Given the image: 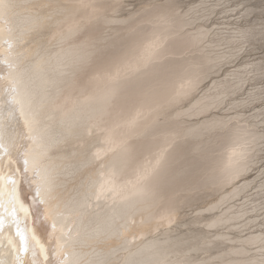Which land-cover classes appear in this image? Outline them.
Here are the masks:
<instances>
[{
	"label": "snow or ice",
	"instance_id": "snow-or-ice-1",
	"mask_svg": "<svg viewBox=\"0 0 264 264\" xmlns=\"http://www.w3.org/2000/svg\"><path fill=\"white\" fill-rule=\"evenodd\" d=\"M131 2L0 0L8 48L39 45L0 60V264H264V229L229 236L264 225L254 32L222 23L217 0L113 11Z\"/></svg>",
	"mask_w": 264,
	"mask_h": 264
},
{
	"label": "bare ground",
	"instance_id": "bare-ground-1",
	"mask_svg": "<svg viewBox=\"0 0 264 264\" xmlns=\"http://www.w3.org/2000/svg\"><path fill=\"white\" fill-rule=\"evenodd\" d=\"M223 1L224 0H217L218 3H222ZM112 2L115 3V4H121L122 0H112ZM119 10H120V8L117 7L113 11L117 13ZM232 10L234 11V9H232ZM216 11H217V9H216ZM227 11H228L227 9H224L223 11H221V10L217 11V12H220V15H222V16L224 15L223 17L221 16L222 17L221 19H223V20H221L222 23H226V24H228L230 26L234 25L237 28H239L240 30H248V31L253 32V28H252L253 26L252 27L251 26L250 27H246V26H243V25L240 24L241 20L239 21V17L241 19V15L240 16H238V15L236 16V14H227ZM0 27H3V26L0 25ZM7 38L8 37H7L6 34L5 35H0V60L8 59L9 61H13V60H16L20 56L21 53H24L28 57V60H25L23 62L27 63V62H29L31 60V58L34 55L36 49L39 47V45H37L35 42H32L31 45H28V44L20 45L19 43L13 41L14 47L10 50L8 48V45L5 43ZM52 43L54 44L55 41H52ZM45 46H50V45H48L47 42H45ZM26 49H27V51H25ZM251 62L257 63L256 59H254ZM0 69H3V71H0V75H6L7 74L8 70L5 68V66L3 64H0ZM226 70H227V65H222L219 68H217L215 65H213L211 67V69L209 70L208 75H209V77H211V76H217L218 77L221 72H226ZM9 83H10L9 80H0V97H3L5 99L7 98V89H8ZM223 147H224L223 144H221L219 146V150L223 151ZM9 151L12 154V157H11L12 160L15 162L17 160V158H18V155H19L18 149L13 147V148L9 149ZM257 151H259V149H257ZM0 155H3V153H0ZM4 164H5L4 175L7 176V175H9V172L7 170L8 169L7 160L4 161ZM12 167H14V168L15 167H20V164L19 163H14L12 165ZM13 178H15V177H13ZM9 184H10V181H9ZM19 186H20V189L22 191V194L27 193V194L30 195L29 190L27 188V184H26V182H25V180L23 179L22 176H21L20 181H19ZM4 188H5L6 192L10 190L8 184H5ZM199 211H200L199 208L193 209L189 213V218L186 221V223H190L191 222V217L194 215L195 212H199ZM249 222L251 224L250 228L245 229L243 231V233H241L239 231L235 232L234 234L230 233L229 234L230 238H233V239H235L237 241L244 240L246 242L245 238H256V237H258L260 235L262 229H264V225L261 224L259 216L256 215V214L250 215L249 216ZM194 228H195V225H193V229ZM179 231H180V235H183L185 231H189L190 232V231H192V229H187L185 227V225H182Z\"/></svg>",
	"mask_w": 264,
	"mask_h": 264
},
{
	"label": "rangeland",
	"instance_id": "rangeland-1",
	"mask_svg": "<svg viewBox=\"0 0 264 264\" xmlns=\"http://www.w3.org/2000/svg\"><path fill=\"white\" fill-rule=\"evenodd\" d=\"M126 2L127 0H122L121 4ZM226 2L231 6L232 9H234L233 14H236V0H224L222 3ZM239 2L245 5V8L243 10L244 14L241 15V19L239 17V21L241 20L240 24L246 27L253 26L252 28L255 34L253 42L251 43L252 45L250 44V46L248 47L249 54L245 56V59L250 61L256 59V62L258 63L261 59H264V42L260 40L261 25L264 24V0H239ZM141 4L142 0H132L131 3H128L127 9L120 8L117 13L126 10L131 11L133 10V5L135 6V10H139L141 8ZM217 11H220V9L218 8ZM237 15L240 16V14H236V16Z\"/></svg>",
	"mask_w": 264,
	"mask_h": 264
}]
</instances>
